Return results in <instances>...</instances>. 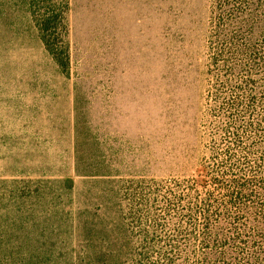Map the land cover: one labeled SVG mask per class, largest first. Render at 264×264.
<instances>
[{"label": "rangeland", "instance_id": "374dc122", "mask_svg": "<svg viewBox=\"0 0 264 264\" xmlns=\"http://www.w3.org/2000/svg\"><path fill=\"white\" fill-rule=\"evenodd\" d=\"M51 1L66 73L32 15L43 0H0V264H126L146 221L181 224L161 199L173 182L243 157L208 128L210 0ZM225 190L208 188L212 209Z\"/></svg>", "mask_w": 264, "mask_h": 264}, {"label": "trees", "instance_id": "16d2710c", "mask_svg": "<svg viewBox=\"0 0 264 264\" xmlns=\"http://www.w3.org/2000/svg\"><path fill=\"white\" fill-rule=\"evenodd\" d=\"M210 5L205 41L208 128L226 158L237 150L243 157L219 163L210 159L218 171L208 164L184 184L173 182L180 191L161 199L167 212L181 217V224L170 229L146 221L137 229V241L128 238L126 264H264V200L251 189L258 187L264 196V0H210ZM32 15L46 50L66 73L62 12L43 0ZM58 39L63 45L55 47ZM245 172L251 178H244ZM211 185L226 189L214 209ZM173 202L181 212L167 210Z\"/></svg>", "mask_w": 264, "mask_h": 264}]
</instances>
